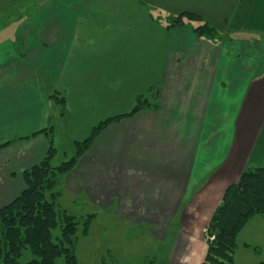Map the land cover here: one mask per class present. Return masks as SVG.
I'll return each mask as SVG.
<instances>
[{"label": "crops", "instance_id": "obj_1", "mask_svg": "<svg viewBox=\"0 0 264 264\" xmlns=\"http://www.w3.org/2000/svg\"><path fill=\"white\" fill-rule=\"evenodd\" d=\"M181 13L227 39L168 29ZM41 74L79 122L124 115L138 96L158 104L109 125L65 185L131 224L168 233L178 217L161 264H201L226 188L264 168V0H0V207L48 151ZM196 198L212 199L197 236L184 227Z\"/></svg>", "mask_w": 264, "mask_h": 264}, {"label": "trees", "instance_id": "obj_2", "mask_svg": "<svg viewBox=\"0 0 264 264\" xmlns=\"http://www.w3.org/2000/svg\"><path fill=\"white\" fill-rule=\"evenodd\" d=\"M187 23L194 27L198 38L216 44L227 39L207 21L190 13H181L169 19L168 29L180 28ZM54 94L50 98L63 108L64 98L58 97L60 94L57 92ZM157 108V103L143 96L136 97L128 113L100 122L84 141L75 142L74 156L57 167L51 165L55 153L52 127L41 131L48 143L45 157L23 172V191L9 205L0 207V264H19L17 259L23 251H28L36 258L26 264H56L59 259H62L63 264H76L75 233L79 225L86 232L91 215L81 220L58 209L56 201L60 193L55 188L60 178L68 174L76 162L87 154L96 138L109 125ZM8 145L2 144L0 149ZM254 216L264 217V168L244 171L239 180L225 190L205 230L207 249L201 264H234L236 236ZM55 230L59 231L58 236L53 235Z\"/></svg>", "mask_w": 264, "mask_h": 264}, {"label": "rangeland", "instance_id": "obj_3", "mask_svg": "<svg viewBox=\"0 0 264 264\" xmlns=\"http://www.w3.org/2000/svg\"><path fill=\"white\" fill-rule=\"evenodd\" d=\"M2 32L7 33V30ZM41 85L43 95L50 101L49 123L53 128L52 147L55 149L51 165L57 167L74 156L75 142L84 141L90 135L92 128L107 119L98 122L93 120L79 122L75 115L74 118H70L62 106L50 98L55 95L54 87L48 79L46 82L44 81L42 74ZM58 97L62 98L63 94ZM93 107H90L89 111ZM87 111L88 109L85 108L82 114ZM62 112L65 115L64 118L60 117ZM86 116L88 115L86 114ZM91 121L95 123L91 129L86 132L77 131L84 123L89 125ZM76 165L68 174L61 177L62 182L60 178L59 184L55 188V191L60 193V197L56 201L58 209L67 211L76 219H85L87 215H91L86 232H84L83 226L79 225L75 233L76 264H161L168 257V253L172 251L174 239L181 233L179 218L177 217L172 223L173 227L169 229L168 233L156 228H148L144 224L128 223L126 218L116 216L114 211L112 213L107 211V203L101 199H92L86 192L76 193L68 190L65 181L71 176ZM211 200L206 198L197 200L196 198L189 209H186L184 227L187 232H190L193 223L194 228L192 229L195 232L192 234L197 236L196 230L203 224L204 217L212 203ZM53 235L58 236L59 231L55 230ZM199 236L203 237L201 232ZM235 242L234 264H264V217L254 216L249 219L238 232ZM184 251L187 253V250ZM33 259L36 258L28 251H23L17 262L26 264ZM56 264H63L62 259L57 260Z\"/></svg>", "mask_w": 264, "mask_h": 264}]
</instances>
